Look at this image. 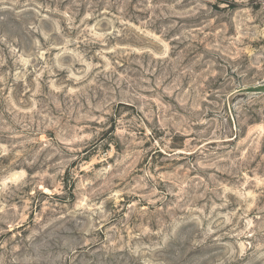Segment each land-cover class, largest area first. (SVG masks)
<instances>
[{
  "label": "rangeland",
  "instance_id": "374dc122",
  "mask_svg": "<svg viewBox=\"0 0 264 264\" xmlns=\"http://www.w3.org/2000/svg\"><path fill=\"white\" fill-rule=\"evenodd\" d=\"M0 264H264V0H0Z\"/></svg>",
  "mask_w": 264,
  "mask_h": 264
}]
</instances>
